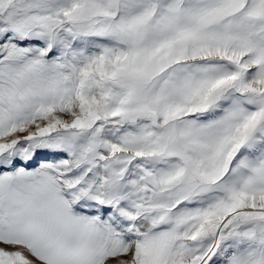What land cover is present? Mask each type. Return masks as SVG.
<instances>
[{
	"label": "snow or ice",
	"instance_id": "obj_1",
	"mask_svg": "<svg viewBox=\"0 0 264 264\" xmlns=\"http://www.w3.org/2000/svg\"><path fill=\"white\" fill-rule=\"evenodd\" d=\"M0 264H264V0H0Z\"/></svg>",
	"mask_w": 264,
	"mask_h": 264
}]
</instances>
